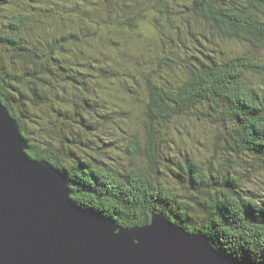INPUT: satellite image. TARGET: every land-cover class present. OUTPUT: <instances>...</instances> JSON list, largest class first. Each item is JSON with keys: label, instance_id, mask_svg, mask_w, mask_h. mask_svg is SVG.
<instances>
[{"label": "trees", "instance_id": "obj_1", "mask_svg": "<svg viewBox=\"0 0 264 264\" xmlns=\"http://www.w3.org/2000/svg\"><path fill=\"white\" fill-rule=\"evenodd\" d=\"M250 76L264 78V0H0V100L72 202L127 229L162 214L264 264V180L244 163H264V83ZM185 118L217 130L219 161L170 150Z\"/></svg>", "mask_w": 264, "mask_h": 264}, {"label": "water", "instance_id": "obj_2", "mask_svg": "<svg viewBox=\"0 0 264 264\" xmlns=\"http://www.w3.org/2000/svg\"><path fill=\"white\" fill-rule=\"evenodd\" d=\"M27 150L0 100V264H239L162 214L127 229L76 205L64 175Z\"/></svg>", "mask_w": 264, "mask_h": 264}, {"label": "rangeland", "instance_id": "obj_3", "mask_svg": "<svg viewBox=\"0 0 264 264\" xmlns=\"http://www.w3.org/2000/svg\"><path fill=\"white\" fill-rule=\"evenodd\" d=\"M236 46H232V48H235ZM229 49H232L231 47H228ZM236 49H241L240 47H236ZM264 83V78L262 77H253L250 76L248 78V84L250 85H260ZM137 109V108H135ZM131 112V111H130ZM130 118H133L134 115L128 113ZM180 121V122H179ZM177 123L184 124V129L181 126V129L183 131V136L181 138L177 136H173L169 139V146L170 150L178 151V147L182 151H187V154L193 153L192 156L199 155L200 158L206 163L208 160H212L215 162L216 160H220L218 154H215V136L217 135V130L213 127V125L210 124H204L203 122H198L196 120H190V119H182L179 120ZM182 141V142H181ZM127 143H124V146H126ZM125 148V147H124ZM195 153V154H194ZM220 155V154H219ZM255 156H251V159L248 161H244V163L249 166V164H253L250 168V172L252 175H255L257 180H264V163L260 161L259 163L255 161ZM253 160L255 162L251 161ZM140 165H145V162L142 158L138 159ZM206 161V162H205ZM248 169V168H246ZM168 176H162L165 180L169 179ZM249 180V178H248ZM246 180V181H248ZM264 182V181H263ZM260 181V186H264V183ZM189 195V193H187Z\"/></svg>", "mask_w": 264, "mask_h": 264}, {"label": "clouds", "instance_id": "obj_4", "mask_svg": "<svg viewBox=\"0 0 264 264\" xmlns=\"http://www.w3.org/2000/svg\"><path fill=\"white\" fill-rule=\"evenodd\" d=\"M164 39L163 35L160 37V40L162 41ZM148 54H151L150 50H148Z\"/></svg>", "mask_w": 264, "mask_h": 264}]
</instances>
